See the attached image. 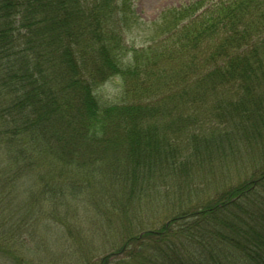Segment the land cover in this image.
I'll list each match as a JSON object with an SVG mask.
<instances>
[{
  "label": "trees",
  "instance_id": "trees-1",
  "mask_svg": "<svg viewBox=\"0 0 264 264\" xmlns=\"http://www.w3.org/2000/svg\"><path fill=\"white\" fill-rule=\"evenodd\" d=\"M133 6L132 0H0V213L22 180L37 182L41 201L65 195L57 189L75 180L56 165L68 167L87 149L82 140L112 131L114 117L126 123L123 129L116 125L123 137L113 147L134 162L133 186L143 175L178 178V171L195 168L177 166L183 153L164 133L151 138L160 135L152 121L170 120L175 105L159 100L161 107L142 110L139 100L102 106L94 94L109 76L123 77L132 93L144 90L140 75L147 72L138 62L150 54L148 61L160 62V49L164 61L181 55L196 60L199 85L221 98L218 105L228 103L219 107L222 116L209 114L223 119L217 138L203 141L213 161L226 165L222 155L233 148H254L264 157V0H193L166 10L156 48L133 49L134 63L125 64L119 40L134 27L126 30L129 21L122 17ZM223 92L225 99L217 97ZM190 96L182 104L186 108L198 98L192 91ZM185 147L191 158L193 148ZM217 193L175 216L177 226L146 232L143 240L129 236L122 245L127 257L118 263L264 264V162L254 175ZM134 255L139 262L128 261Z\"/></svg>",
  "mask_w": 264,
  "mask_h": 264
},
{
  "label": "rangeland",
  "instance_id": "rangeland-1",
  "mask_svg": "<svg viewBox=\"0 0 264 264\" xmlns=\"http://www.w3.org/2000/svg\"><path fill=\"white\" fill-rule=\"evenodd\" d=\"M132 1L131 12L122 19L128 18L126 30L134 28L124 36L119 34L128 56L120 59L125 64L134 63L133 49L148 52L156 48L162 39L160 18L164 11L193 0ZM163 52L159 50L157 55L161 61L155 64V57L148 61L152 54L140 58L138 65L144 66L147 72L140 75L146 82V85L141 84L144 90L132 93L130 87L125 89L123 77L109 76L106 82L95 86L94 94L102 106L139 100L142 110L153 104L160 105L159 100L175 105L170 120L155 118L152 121L160 127V135L153 134L151 138L164 133L183 153L176 161L177 166L179 162L195 168L178 171V178L171 173L152 174L151 178L142 174L143 178L138 177L133 186L134 162L122 148L113 147V142L123 137L116 134L120 131H116V125L121 123L123 129L126 123L114 117L109 124L112 131L100 132L98 140H82V148L87 149L76 154L75 161L68 167L63 163L56 165L58 170L67 168L75 180L74 185L67 183L57 189L65 195L41 201L37 182L21 181L14 196L9 197L8 209L0 213V264H104V258H108L107 264H119L120 259L124 261L127 257L123 243L129 236L143 240L146 232H161L164 225L177 226L179 222L172 220L175 216L192 212L203 196L214 198L217 191L254 175L264 162V157L254 148L225 150L222 156L227 155L226 165L213 161L211 150L203 143L206 140L212 143L214 137L217 138L215 128H221L218 124L223 119L215 121L209 114L222 116L219 107L226 108L228 103L218 105L215 102L221 98L216 99L199 85L197 79L201 71L196 60L181 55L164 61ZM192 65L198 67L197 70L191 68ZM185 88L183 93L179 92ZM190 90L198 98L188 102L194 106L186 108L182 104L191 99ZM223 91L228 92L225 88ZM225 95L223 92L217 97L225 99ZM77 143L79 145V141ZM198 143L201 144L198 146ZM186 144L194 150L191 158L188 157L190 152H183ZM215 150L213 148V153L217 155ZM220 154L217 156L221 157ZM132 188L136 192H132ZM32 191L37 194L35 198H30ZM6 220L8 225L4 227ZM185 220L188 222V218L181 222ZM128 261L140 260L134 255Z\"/></svg>",
  "mask_w": 264,
  "mask_h": 264
}]
</instances>
